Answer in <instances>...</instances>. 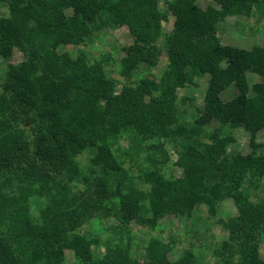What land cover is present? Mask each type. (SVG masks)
Wrapping results in <instances>:
<instances>
[{
  "label": "trees",
  "instance_id": "trees-1",
  "mask_svg": "<svg viewBox=\"0 0 264 264\" xmlns=\"http://www.w3.org/2000/svg\"><path fill=\"white\" fill-rule=\"evenodd\" d=\"M208 1L0 0V264H64L66 250L75 264H206L187 239L153 234L165 216L190 219L197 206L200 224L226 232L212 264H264V198L249 193L264 176V47L219 37L231 17L246 19L235 22L241 35L264 31V0ZM120 27L131 42L115 59L99 35ZM66 45L75 49L58 51ZM162 53L167 65L154 77ZM202 78L195 108L181 93ZM178 102L197 113L186 124ZM238 130L248 133L246 154L234 147ZM170 163L180 176L167 175ZM224 199L236 213L217 218ZM94 219L105 236L77 231ZM131 221L144 228L140 261Z\"/></svg>",
  "mask_w": 264,
  "mask_h": 264
},
{
  "label": "rangeland",
  "instance_id": "rangeland-1",
  "mask_svg": "<svg viewBox=\"0 0 264 264\" xmlns=\"http://www.w3.org/2000/svg\"><path fill=\"white\" fill-rule=\"evenodd\" d=\"M196 4L204 8L207 4H209L208 0H196ZM160 8H164V4L160 1ZM168 21L163 23V28L168 31V28L173 21L172 16L168 15ZM246 19L243 17H231L227 18L224 22L225 30L221 31L219 33L220 41L222 44H231L239 48H249L254 43H257L260 46L264 47V31L261 28H258L256 32H253L252 34L249 33V35H241L240 28H236L235 22L238 24L245 22ZM263 28V27H262ZM99 38L103 40L104 43H102L101 48L104 50H112L115 53V59H118L120 56H122L121 48L127 46L130 44L131 39L128 34V31L125 27H120L118 29L114 30H108V31H101ZM75 49L72 46H59L58 51L64 52V51H70ZM73 52V51H71ZM92 55L96 54L97 51H92ZM23 60V55L18 49L13 50V55L11 58L12 63H17ZM167 65V58L164 53H162L159 56L157 64L151 69V74L154 77H158L160 73L166 68ZM5 64L0 62V69L4 70ZM141 71H137V75L140 74ZM250 80H258V77L250 76ZM196 87H192L189 89H186L181 94L189 96L193 99V105L195 108H200L202 106V95L203 90L205 88V79H196ZM236 93L235 88L231 87L221 93L220 97L226 101L230 99L234 94ZM178 109L183 110L185 109L187 113H183L181 115V120L185 124L190 122L194 116L197 114L193 108L188 106V104H180L177 103ZM208 126H205L204 130L206 132H209L212 128H216L218 125L216 122L211 121L207 124ZM234 138L236 139L237 143L234 145L235 149L241 152L242 154H246L249 152L250 148L248 146V133L243 132L242 130H238ZM257 141L263 143L264 142V131H259L257 134ZM86 153L83 155L78 156L76 158L77 161H80L81 167L84 168L85 164H88L86 159ZM174 160V157L171 156V161ZM124 167L127 168L130 171V174L134 173V168H131L128 163L124 164ZM167 175L172 177H178L180 176V170L177 167H174L171 163L168 164L166 168ZM249 193L255 197L256 199L264 198V176L259 181V184L256 186L254 184H251L249 187ZM255 199V201H257ZM40 207V202L38 200H32L30 204V210L33 215H38V208ZM200 208L197 206L195 208V212L192 215L190 219H177L172 216H165L162 220L159 221L157 226L154 228L153 234L162 236L161 234H171L178 238L179 240L187 239L188 244L191 242L193 244V248H196L198 250H202V262L206 264H212V249L215 248L220 240L225 239L226 232L223 230L220 232L217 228H215L213 225L207 227L210 222L212 223V220L206 221L205 224H200L198 221L199 214H200ZM236 213L235 208L233 206V203L231 200H222L219 206L217 207V218H226L234 215ZM198 218V219H197ZM197 219V221H196ZM112 222V219L109 220V222ZM108 222V223H109ZM113 223V222H112ZM129 229L132 232L134 243L130 247L131 255L133 259L140 261L142 259L141 252L142 247L144 245L143 242V229L138 227L133 221H131L129 225ZM77 231L80 234L88 235V236H105L106 235V226L103 223L98 222L97 219L92 220L89 223L83 224ZM163 237V236H162ZM202 245V246H201ZM204 245V246H203ZM190 247V246H188ZM260 256L262 259H264V233L261 237V243L259 247ZM93 252H98L97 255L100 254L101 250L94 248ZM179 248H175L172 252H170L169 257L171 260L175 259L178 255ZM75 259L71 251L66 250L65 251V261L64 264H75Z\"/></svg>",
  "mask_w": 264,
  "mask_h": 264
}]
</instances>
